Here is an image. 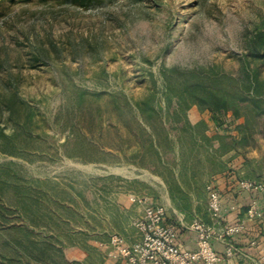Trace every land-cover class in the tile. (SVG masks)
<instances>
[{"label":"rangeland","instance_id":"rangeland-1","mask_svg":"<svg viewBox=\"0 0 264 264\" xmlns=\"http://www.w3.org/2000/svg\"><path fill=\"white\" fill-rule=\"evenodd\" d=\"M260 31L264 0H0V168L9 165L31 179L52 181L73 199L89 186L106 188L105 198L99 191L95 194L104 204L98 220L70 223L71 229L84 231L86 244L63 246L61 264H121L110 261L94 244L124 226L118 195L144 196L135 192L146 187L134 177L150 173L160 178L173 208L186 213L202 199L208 208L210 173L236 156L264 182V126L256 124L253 136L240 145L242 121L233 124L230 133L238 142L227 150L199 120L207 115L214 121L212 114L193 105L186 113L192 134L202 131L206 139L193 149L197 165L188 163L193 169L184 176L176 171L182 194H172L163 177L136 164V131L119 116L113 99L124 94L135 105L154 95L153 104L165 107V75L177 80L214 71L238 76L243 60L251 59L249 44ZM251 64L256 65L253 60ZM259 69L264 79V65ZM191 132L175 140L180 143L178 139H187ZM84 138L93 151L73 158ZM65 204L74 206L70 200ZM58 213L64 219L68 214L64 209ZM23 225L35 236H60V225L28 224L16 211L13 194L6 191L0 197V258L20 264L15 253L22 233L13 227ZM59 250L60 242L49 254L58 259ZM75 250L81 251L79 260L71 259Z\"/></svg>","mask_w":264,"mask_h":264},{"label":"trees","instance_id":"trees-1","mask_svg":"<svg viewBox=\"0 0 264 264\" xmlns=\"http://www.w3.org/2000/svg\"><path fill=\"white\" fill-rule=\"evenodd\" d=\"M249 50L251 59L246 57L243 60L238 76L219 75L214 71L208 72L206 75H186L177 80L165 75V107L153 104L154 95L146 99L143 98L135 105L130 103L127 95L113 96L119 116L126 117V122L130 124L131 128H134L132 130L136 131L133 136L135 139L138 138L139 147L132 155L136 164L163 177L168 182L172 194H182L175 179L176 171L179 170L180 174L184 176L193 169V165H197L198 154L195 155L193 149L199 146L201 138L206 139L201 136L202 131H195L198 133L196 136L192 134L193 127L188 122L186 113L193 105L212 114L218 128L225 132L218 137L222 139V145L226 146V149L227 147L232 148V144L236 145L238 142L237 137L230 133L233 124L235 126L238 121H242L238 135L240 145H244L248 138L253 136L256 124L264 126V79L261 78L259 69L260 65H264V31L256 34L249 44ZM251 60L256 64L255 67L252 66ZM30 119L31 115L27 117V120L30 121ZM199 127H203L202 124ZM199 127L198 129H200ZM189 132L191 133L187 139L185 137L178 139L181 140L180 143L175 140L176 137L180 138L179 136H184ZM198 135L199 139L197 140ZM12 137L15 138V134ZM79 137H76L72 142ZM69 142L70 139L65 143V146ZM77 145L81 147L76 155L71 154L73 158H84L93 151V145H90L86 138ZM12 146L16 147L15 144ZM85 146H87L86 149ZM4 148L6 147L3 146ZM102 154L106 153L102 152ZM107 155L113 159L118 158L112 153ZM188 163L193 165L188 166ZM256 181L263 182L261 179H256ZM6 191L13 194L15 209L28 224L50 228L60 225V236L57 233H50L48 238L33 235L25 225L13 227L22 233V238L20 242L18 241L20 251L15 253V261L20 264H25V260L40 264L44 262L61 264L62 247L66 244L79 246L81 243L84 244L86 238L84 231L79 232L71 229L70 223L74 221L80 224L91 218L94 221L98 220L97 216L101 214L100 211L104 204L100 199H96L95 194L99 191L101 197L105 198L106 188L101 186L99 190H96L89 186L77 191L75 199H73L56 183L31 179L25 174L21 175L18 170H11L8 165L0 168V197ZM66 200H70L74 206L67 207ZM59 209L67 211L65 219L63 213H58ZM107 237L101 240H106ZM58 242H60V255L58 254V259H55L49 253L50 250H56ZM1 259L8 260V264H15L13 259L6 256L0 258V264H3Z\"/></svg>","mask_w":264,"mask_h":264},{"label":"built area","instance_id":"built-area-1","mask_svg":"<svg viewBox=\"0 0 264 264\" xmlns=\"http://www.w3.org/2000/svg\"><path fill=\"white\" fill-rule=\"evenodd\" d=\"M240 188L251 195L247 208L249 220L264 218V183L243 181ZM208 212L211 222L193 220L185 228L196 233V249L189 251L179 242L180 227L167 223V209L154 204L146 196L134 195L130 201L144 208L142 217L133 221L140 235L136 243H128L119 234L110 236L109 243L100 244L105 256L121 264H221L228 259L244 256L235 237L245 233L243 224L224 226L225 213L220 193L211 182L207 187ZM215 243L225 247L219 254ZM255 244V243H252Z\"/></svg>","mask_w":264,"mask_h":264},{"label":"crops","instance_id":"crops-1","mask_svg":"<svg viewBox=\"0 0 264 264\" xmlns=\"http://www.w3.org/2000/svg\"><path fill=\"white\" fill-rule=\"evenodd\" d=\"M202 119L204 120L207 129L214 132L212 133L213 135H222L225 133L223 130L219 129L217 124L207 117V115L201 116L199 120ZM229 157H231V155ZM244 163L245 159L242 156H236L227 164L223 162V167L211 172L209 175L210 178H213L212 183L220 193L226 218L224 226L243 224L246 228L245 233L235 237L238 246L241 247L246 254L244 256L228 259L221 264H264V218L260 221L248 219L247 208L251 195L241 190L240 183L243 181H256V178L251 174L249 168H245ZM145 175L146 178H133L135 181H139L146 187L145 191L135 189V192L151 198L156 205L164 206L165 208L168 207L169 212L167 213V223L175 224L180 227L179 242L185 249L189 251L195 250L197 240L196 233L191 232L185 227L192 222L194 217L205 223L211 222L206 201L202 199L199 206L197 203L198 201H194L195 203L192 205L193 210L188 213L178 212L172 206V199H170L168 187L165 182L150 173H146ZM129 199L130 198H128V195L126 194L118 195L117 201L121 205V208L124 209L125 223L118 231L120 233L114 234H119L128 243L133 244L140 240L139 232L133 226V221L142 217L144 208L132 203ZM109 239L110 235L106 240H99L94 244L97 245L104 255L105 249L102 248L100 244L109 243ZM214 248L219 254L225 253V247L221 243H215ZM72 255V260H79L82 257L81 251L79 250L73 251Z\"/></svg>","mask_w":264,"mask_h":264}]
</instances>
